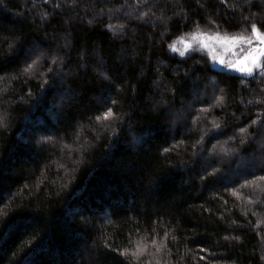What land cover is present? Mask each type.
Instances as JSON below:
<instances>
[{"label": "trees", "instance_id": "trees-1", "mask_svg": "<svg viewBox=\"0 0 264 264\" xmlns=\"http://www.w3.org/2000/svg\"><path fill=\"white\" fill-rule=\"evenodd\" d=\"M253 24L264 0H0V264H264V57L192 39Z\"/></svg>", "mask_w": 264, "mask_h": 264}, {"label": "snow or ice", "instance_id": "snow-or-ice-1", "mask_svg": "<svg viewBox=\"0 0 264 264\" xmlns=\"http://www.w3.org/2000/svg\"><path fill=\"white\" fill-rule=\"evenodd\" d=\"M248 2L251 4L252 0H248ZM221 3H224V0H221ZM252 35L255 36L256 39L260 41L261 45H264V35L259 34L257 30V26L255 24L252 25ZM192 39L194 42L198 41L203 48H207L211 59L214 61L217 60V56L212 54L215 51V49L211 46L213 44H219L221 47H226V49L230 51L231 47L237 44H245V43L251 44L252 43V40L243 34L228 35V34H221L219 32H216L214 35H208V36L193 35ZM188 47L189 45H185L186 49ZM180 55L184 56L185 52L181 51ZM261 57H264V47H261L259 49L253 48V49L248 50L247 54L243 57V59H238L236 61H228L227 63H225L223 60H221L220 62L223 63L224 66L229 69H232L236 72L243 73V74L250 76L254 68L260 67L258 61ZM36 62L37 61L33 60L31 64H28L25 71L32 69L33 65ZM53 63H55V61H53ZM49 71H52V69H49ZM62 71L63 70L60 69L57 72V77L62 73ZM104 79L108 80L109 76L104 75ZM223 102H224L223 96L216 97V104L213 106H220L223 104ZM113 103H115V101H113ZM202 111L207 112L208 109H202ZM113 115H114L113 110L111 108H107V110L103 114V119L107 120L109 117H112ZM96 119L100 120L101 117L97 116ZM253 123H256V121H253ZM212 124L214 128H217V129L220 128V124L218 122L212 121ZM245 131L246 130L243 127L240 128V133L243 134L245 133ZM243 143H244V140L242 139L241 144ZM261 147L264 148V143L261 144ZM257 179L264 181V175L259 176ZM151 245L155 247V250L157 253L161 252L163 248L162 244L157 246V241L155 238L151 240ZM200 251L203 252L205 251V249L201 248ZM120 254L126 257L130 256L137 261V264H140V261L142 260V258L146 255H149L148 244L146 242L141 243L138 241L136 242L135 248L133 250L124 248L123 250L120 251ZM200 259H204V257L201 256ZM156 264H161V262L157 260Z\"/></svg>", "mask_w": 264, "mask_h": 264}, {"label": "rangeland", "instance_id": "rangeland-1", "mask_svg": "<svg viewBox=\"0 0 264 264\" xmlns=\"http://www.w3.org/2000/svg\"><path fill=\"white\" fill-rule=\"evenodd\" d=\"M247 48L243 50V46L241 50H237L236 48H234L235 46L231 47V50H227L226 47H221L219 44H213L211 45L215 51L212 53L213 55L217 56V60H213L214 61V65L216 68H225L228 69L230 71H234L232 69H229L227 67L224 66L223 63H221L220 61L223 60L225 63H227L228 61H236L238 59H243V57L247 54V51L250 49H259L261 47H264V45L260 44V41L256 42L257 45L254 44H247L245 43ZM263 57H261L258 61V63L261 61Z\"/></svg>", "mask_w": 264, "mask_h": 264}]
</instances>
